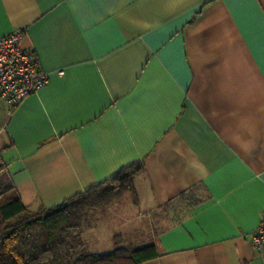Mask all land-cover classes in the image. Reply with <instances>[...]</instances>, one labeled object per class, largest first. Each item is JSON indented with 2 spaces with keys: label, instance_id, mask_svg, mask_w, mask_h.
<instances>
[{
  "label": "crops",
  "instance_id": "obj_1",
  "mask_svg": "<svg viewBox=\"0 0 264 264\" xmlns=\"http://www.w3.org/2000/svg\"><path fill=\"white\" fill-rule=\"evenodd\" d=\"M17 28L49 75L0 101L1 181L26 207L142 162L134 219L164 225L119 239L153 243L144 264H264V0H0V37Z\"/></svg>",
  "mask_w": 264,
  "mask_h": 264
},
{
  "label": "trees",
  "instance_id": "obj_2",
  "mask_svg": "<svg viewBox=\"0 0 264 264\" xmlns=\"http://www.w3.org/2000/svg\"><path fill=\"white\" fill-rule=\"evenodd\" d=\"M142 170V162H135L58 204L34 209L22 203L12 185L0 181V264H144L158 257L153 243L138 246L115 239L110 251L99 253L86 250L81 238L93 208L107 206L125 193L136 202L133 179Z\"/></svg>",
  "mask_w": 264,
  "mask_h": 264
},
{
  "label": "built area",
  "instance_id": "obj_3",
  "mask_svg": "<svg viewBox=\"0 0 264 264\" xmlns=\"http://www.w3.org/2000/svg\"><path fill=\"white\" fill-rule=\"evenodd\" d=\"M21 29L0 37V101L15 108L27 95L44 87L49 75L36 57L20 43ZM58 74H62L59 70ZM252 244L264 247V217L251 236Z\"/></svg>",
  "mask_w": 264,
  "mask_h": 264
},
{
  "label": "rangeland",
  "instance_id": "obj_4",
  "mask_svg": "<svg viewBox=\"0 0 264 264\" xmlns=\"http://www.w3.org/2000/svg\"><path fill=\"white\" fill-rule=\"evenodd\" d=\"M1 179L0 176V181ZM131 199H133L132 196L129 193H125L113 200L109 205L93 208L87 213L81 229V238L84 241V248L86 250L99 253L110 251L114 247V240L123 238V230L125 232L124 235L127 232L129 233L130 230H134V232L139 230L144 235L142 242H145L147 241V234L154 232L157 228L163 227L164 224L152 226L148 219L135 220V211L132 212ZM138 210L137 208L136 212ZM123 219L130 221L126 223ZM125 241L122 244H127ZM142 242L134 239L135 245H139Z\"/></svg>",
  "mask_w": 264,
  "mask_h": 264
}]
</instances>
